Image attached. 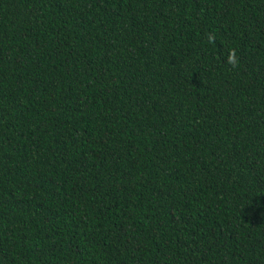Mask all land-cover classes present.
I'll return each mask as SVG.
<instances>
[{"label": "trees", "instance_id": "16d2710c", "mask_svg": "<svg viewBox=\"0 0 264 264\" xmlns=\"http://www.w3.org/2000/svg\"><path fill=\"white\" fill-rule=\"evenodd\" d=\"M0 264H264V0H0Z\"/></svg>", "mask_w": 264, "mask_h": 264}, {"label": "clouds", "instance_id": "9594fccd", "mask_svg": "<svg viewBox=\"0 0 264 264\" xmlns=\"http://www.w3.org/2000/svg\"><path fill=\"white\" fill-rule=\"evenodd\" d=\"M228 63L231 67L236 68L239 66V59L235 55V50H232V55L228 59Z\"/></svg>", "mask_w": 264, "mask_h": 264}]
</instances>
